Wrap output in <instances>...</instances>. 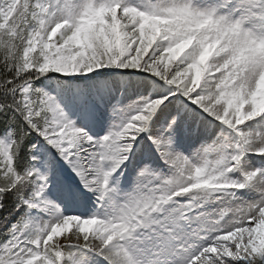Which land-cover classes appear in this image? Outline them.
<instances>
[{
  "label": "snow or ice",
  "instance_id": "6c2138e0",
  "mask_svg": "<svg viewBox=\"0 0 264 264\" xmlns=\"http://www.w3.org/2000/svg\"><path fill=\"white\" fill-rule=\"evenodd\" d=\"M0 264H264V0H0Z\"/></svg>",
  "mask_w": 264,
  "mask_h": 264
}]
</instances>
